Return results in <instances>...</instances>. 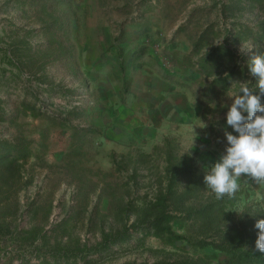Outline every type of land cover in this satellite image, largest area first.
Listing matches in <instances>:
<instances>
[{"label": "rangeland", "instance_id": "rangeland-1", "mask_svg": "<svg viewBox=\"0 0 264 264\" xmlns=\"http://www.w3.org/2000/svg\"><path fill=\"white\" fill-rule=\"evenodd\" d=\"M258 54L264 0H0V264L244 261L264 184L204 176Z\"/></svg>", "mask_w": 264, "mask_h": 264}, {"label": "clouds", "instance_id": "clouds-1", "mask_svg": "<svg viewBox=\"0 0 264 264\" xmlns=\"http://www.w3.org/2000/svg\"><path fill=\"white\" fill-rule=\"evenodd\" d=\"M250 48L242 44L240 52ZM248 71L255 78L254 86L241 83L238 90L226 93L231 99L226 124L233 131L225 130V151L204 176L206 188L217 200L233 197L239 190L238 181L241 179L257 185L264 184V104L261 103V96L264 95V55H253L248 62ZM194 140L189 149L193 147ZM254 227L259 230L254 250L264 253V219L256 220Z\"/></svg>", "mask_w": 264, "mask_h": 264}, {"label": "crops", "instance_id": "crops-1", "mask_svg": "<svg viewBox=\"0 0 264 264\" xmlns=\"http://www.w3.org/2000/svg\"><path fill=\"white\" fill-rule=\"evenodd\" d=\"M156 90H158V92L157 93H155V92H151L150 93V95H151V99H153V100H151V102H150V108L148 109V107H147V104L145 103L144 104V106H145V109H143L144 110V112H146V114L147 113H150V115L148 114L147 115V119L149 118V124L151 125V127H153L154 125L152 124L153 123V121L154 120H156V116H155V112L153 111L154 110V105H157L159 102H160V99H161V95H163V94H161L162 93V90H160V89H156ZM140 97V96H139ZM155 98V99H154ZM139 100L141 101V97L139 98ZM130 103V102H129ZM138 104H141L140 102H137L136 103V101H134V102H131V106H130V110H128V114L129 113H131L132 112V114H129V118H130V120H134V121H138V117H137V115H136V113L137 112H139L141 109H140V107L139 106H135V105H138ZM143 104V103H142ZM160 108V107H159ZM159 108L157 107L156 108V111L158 112L159 111ZM139 110V111H138ZM133 111H135V113L133 112ZM145 118V117H144ZM140 122V121H139Z\"/></svg>", "mask_w": 264, "mask_h": 264}, {"label": "trees", "instance_id": "trees-1", "mask_svg": "<svg viewBox=\"0 0 264 264\" xmlns=\"http://www.w3.org/2000/svg\"><path fill=\"white\" fill-rule=\"evenodd\" d=\"M207 209H202V212H205ZM253 234H251L249 237H252ZM226 238H223L222 241L224 243ZM222 246V244H220ZM226 246V245H225ZM232 247V246H230ZM234 247L237 248V245H234ZM239 247V246H238ZM240 248V247H239ZM255 246H250L248 252H244L242 256H244V261L240 260L237 262V264H264V253H260L258 251H255ZM195 264H198L197 261H195ZM204 264V263H203Z\"/></svg>", "mask_w": 264, "mask_h": 264}]
</instances>
